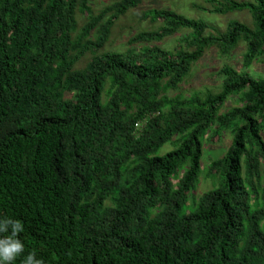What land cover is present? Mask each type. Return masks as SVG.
I'll list each match as a JSON object with an SVG mask.
<instances>
[{"label":"trees","instance_id":"16d2710c","mask_svg":"<svg viewBox=\"0 0 264 264\" xmlns=\"http://www.w3.org/2000/svg\"><path fill=\"white\" fill-rule=\"evenodd\" d=\"M142 1L94 14L89 0H0V215L24 222L25 255L45 264H264V76L249 73L264 65V0H205L250 16L225 31L150 9L159 27L104 50ZM240 43L217 93L168 95L208 49L229 58ZM225 131L203 168V142ZM202 175L212 188L194 198Z\"/></svg>","mask_w":264,"mask_h":264},{"label":"rangeland","instance_id":"374dc122","mask_svg":"<svg viewBox=\"0 0 264 264\" xmlns=\"http://www.w3.org/2000/svg\"><path fill=\"white\" fill-rule=\"evenodd\" d=\"M115 0H89V5L93 13H97L102 9L113 3ZM197 6V7H196ZM207 9L209 4L205 3V0H143L139 6L126 12L118 21L111 31L112 38L111 43L104 47V50H122L131 35L136 34L139 31L154 30L160 26V23H151L148 20H144L142 15L145 11L150 9H171L174 10L189 19H202L207 21L216 27L219 31L226 29L229 21L237 20L246 24L250 23V16L246 12H233L226 15L209 14L199 9L202 7ZM77 25L81 27L86 21V14L77 13L76 16ZM225 31V30H224ZM184 32H181V34ZM180 33L172 37L166 38L163 42L158 43L161 48L174 50L178 47V38ZM244 46L240 43L233 53L228 57L219 55L216 47L208 49L203 57L193 65L191 71L184 78L183 82L178 86L175 91H169L168 95L171 97L188 98L193 95H206L207 93L215 94L219 91L221 85V79L218 75L219 69L225 64L230 65L237 71H240L241 67V55L243 53ZM86 62L81 61L76 65L77 68L84 66ZM249 73L253 75L259 74L264 76V65L259 61L252 64ZM238 105L237 98H228L222 111H227L231 107ZM210 139L207 143L203 142V154L202 164L203 168L213 159L222 157L227 147L231 142V134L228 131L222 133V139ZM173 146L166 144L158 152L159 155H163L172 150ZM212 188V182L206 179L203 175L199 179V185L193 193L194 198H198L203 192Z\"/></svg>","mask_w":264,"mask_h":264},{"label":"clouds","instance_id":"9594fccd","mask_svg":"<svg viewBox=\"0 0 264 264\" xmlns=\"http://www.w3.org/2000/svg\"><path fill=\"white\" fill-rule=\"evenodd\" d=\"M25 230L21 219L0 215V264H16L18 259L21 264H45L35 250L25 255L26 247L21 239Z\"/></svg>","mask_w":264,"mask_h":264}]
</instances>
